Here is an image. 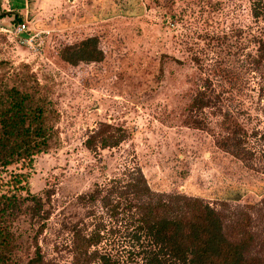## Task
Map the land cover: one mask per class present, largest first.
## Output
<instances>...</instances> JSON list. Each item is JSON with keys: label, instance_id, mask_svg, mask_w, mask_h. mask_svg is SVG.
Masks as SVG:
<instances>
[{"label": "rangeland", "instance_id": "obj_1", "mask_svg": "<svg viewBox=\"0 0 264 264\" xmlns=\"http://www.w3.org/2000/svg\"><path fill=\"white\" fill-rule=\"evenodd\" d=\"M251 3L0 0V91L36 80L58 112L33 168L0 167V181L25 172L32 196L9 218L14 242L3 264H29L38 251L48 263L75 264L74 228L89 233L98 219L108 228L102 251L145 264L127 223L82 198L134 167L156 190L200 196L229 214L254 204L264 222V61L256 60L264 20ZM20 19L40 32L33 46L2 30ZM93 35L102 61L62 60L65 45ZM103 122L127 137L95 151L86 140ZM242 144L250 152L236 155Z\"/></svg>", "mask_w": 264, "mask_h": 264}, {"label": "trees", "instance_id": "obj_2", "mask_svg": "<svg viewBox=\"0 0 264 264\" xmlns=\"http://www.w3.org/2000/svg\"><path fill=\"white\" fill-rule=\"evenodd\" d=\"M250 1L253 16L264 20V0ZM256 40V60L260 63L264 61V33ZM60 56L78 65L100 62L105 52L93 35L65 45ZM57 118L53 101L36 80L32 86L25 83L0 91V167L21 163V168H33L35 156L52 144ZM126 137L125 128L103 122L87 138L86 146L95 151L115 147ZM239 140L234 142L238 146ZM260 140L264 145V134ZM248 152L250 149L242 144L236 155ZM28 186L25 172L15 173L10 181H0V264L7 260L14 242L9 218L32 197ZM82 198L111 220L127 223L133 246L141 247L138 255L145 264H264V222L255 217L254 204L240 206L229 214L200 196L154 189L140 167L129 169L124 177L114 178L105 186L97 184ZM107 229L102 219L89 233L74 228L75 264H127L124 258L100 248ZM109 230L115 231L112 227ZM29 264L51 263L38 251Z\"/></svg>", "mask_w": 264, "mask_h": 264}, {"label": "built area", "instance_id": "obj_3", "mask_svg": "<svg viewBox=\"0 0 264 264\" xmlns=\"http://www.w3.org/2000/svg\"><path fill=\"white\" fill-rule=\"evenodd\" d=\"M2 30L8 33L7 36L9 39H16L20 43L28 44L30 46H33V41L40 34L38 31L32 32L26 21L18 22L17 24H13L9 28H3Z\"/></svg>", "mask_w": 264, "mask_h": 264}]
</instances>
